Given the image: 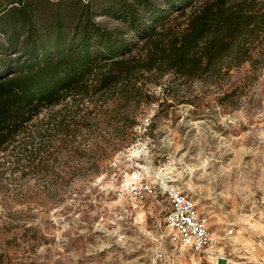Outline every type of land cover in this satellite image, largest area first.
Instances as JSON below:
<instances>
[{
  "label": "clouds",
  "instance_id": "obj_1",
  "mask_svg": "<svg viewBox=\"0 0 264 264\" xmlns=\"http://www.w3.org/2000/svg\"><path fill=\"white\" fill-rule=\"evenodd\" d=\"M138 39L0 124V264H264V36Z\"/></svg>",
  "mask_w": 264,
  "mask_h": 264
},
{
  "label": "trees",
  "instance_id": "obj_2",
  "mask_svg": "<svg viewBox=\"0 0 264 264\" xmlns=\"http://www.w3.org/2000/svg\"><path fill=\"white\" fill-rule=\"evenodd\" d=\"M255 1L0 0V124H14L33 101L72 87L102 66L97 58L126 53L138 38L153 60L182 59L189 44L210 31L221 43L251 38L264 30ZM188 8L183 27L164 26L169 15ZM99 17L120 24L111 29L97 23Z\"/></svg>",
  "mask_w": 264,
  "mask_h": 264
},
{
  "label": "rangeland",
  "instance_id": "obj_3",
  "mask_svg": "<svg viewBox=\"0 0 264 264\" xmlns=\"http://www.w3.org/2000/svg\"><path fill=\"white\" fill-rule=\"evenodd\" d=\"M255 5H256L257 13L259 15H263V18H264V0H256ZM192 9L193 8H188L182 13H179V14L174 13V14L169 15L168 18L163 22L165 23L164 26L172 30H177L178 28L183 27ZM96 22L108 28H111V29L118 26V24L114 23L115 21H113L112 19L104 18V17L96 18ZM261 36H264V30L255 32V34L251 38H248V39L255 41V40H259ZM129 37H131L132 39V36H129ZM136 44L137 46H139L140 42L137 41ZM261 44H264V40H261Z\"/></svg>",
  "mask_w": 264,
  "mask_h": 264
}]
</instances>
